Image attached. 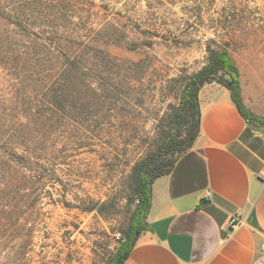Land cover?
Returning <instances> with one entry per match:
<instances>
[{
	"label": "rangeland",
	"instance_id": "374dc122",
	"mask_svg": "<svg viewBox=\"0 0 264 264\" xmlns=\"http://www.w3.org/2000/svg\"><path fill=\"white\" fill-rule=\"evenodd\" d=\"M118 1L115 21L126 38L113 50L122 61L115 128L99 137L96 154L91 146L76 149L73 136L89 134L83 127L74 123L67 142L59 126L56 147H73L72 157L58 162L55 203L0 180V264H106L116 254L138 203L128 199L130 174L161 143L168 116L188 79L208 63L210 47L228 48L264 83V0ZM111 140L102 155V143Z\"/></svg>",
	"mask_w": 264,
	"mask_h": 264
},
{
	"label": "trees",
	"instance_id": "16d2710c",
	"mask_svg": "<svg viewBox=\"0 0 264 264\" xmlns=\"http://www.w3.org/2000/svg\"><path fill=\"white\" fill-rule=\"evenodd\" d=\"M118 4V0H0V180L9 183L4 188L31 190L37 198L47 194L55 203L53 190L62 182L58 162L72 157V139L65 134L75 129L74 123L83 127L89 134L83 139L80 131L73 136L79 140L76 149L91 146L89 152L97 154L99 137L110 136L107 131L115 128L122 61L113 50L126 38L115 21ZM208 51V63L188 79L179 106L168 116L161 143L130 174L128 199L138 203L124 241L106 264H125L148 229L154 181L171 173L200 134L199 92L205 84L225 86L246 122L264 128V117L244 102L241 73L228 48ZM59 126L70 148L61 149L68 143L56 147ZM101 146L106 155L114 145L111 140ZM63 193V204H69L67 191Z\"/></svg>",
	"mask_w": 264,
	"mask_h": 264
},
{
	"label": "crops",
	"instance_id": "0c3cea01",
	"mask_svg": "<svg viewBox=\"0 0 264 264\" xmlns=\"http://www.w3.org/2000/svg\"><path fill=\"white\" fill-rule=\"evenodd\" d=\"M236 64L246 106L264 117L263 81ZM199 103L200 134L154 181L148 229L125 264H264V128L250 126L217 82ZM236 216L244 224L234 229Z\"/></svg>",
	"mask_w": 264,
	"mask_h": 264
},
{
	"label": "built area",
	"instance_id": "2783aa9c",
	"mask_svg": "<svg viewBox=\"0 0 264 264\" xmlns=\"http://www.w3.org/2000/svg\"><path fill=\"white\" fill-rule=\"evenodd\" d=\"M206 197L209 199V197H210V193L209 192H207L206 193ZM244 224V221H243V219L241 218V217H239V216H236V217H234V218H232L231 220H230V222H229V226L231 227V228H239L240 226H242ZM262 250H264V244L262 245Z\"/></svg>",
	"mask_w": 264,
	"mask_h": 264
}]
</instances>
